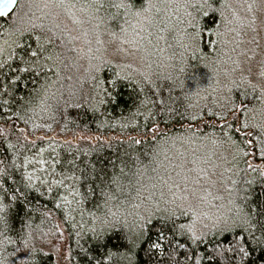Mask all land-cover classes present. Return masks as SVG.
<instances>
[{"label": "trees", "instance_id": "trees-1", "mask_svg": "<svg viewBox=\"0 0 264 264\" xmlns=\"http://www.w3.org/2000/svg\"><path fill=\"white\" fill-rule=\"evenodd\" d=\"M175 1H95L105 31L145 18L141 68L27 27L22 0L0 18V264H58L57 223L69 264H264L262 91L228 80L230 1ZM175 25L183 43L165 68L161 40ZM198 142L237 157L233 184L247 196L237 225L203 237L187 212L155 214L169 208L148 185L178 146Z\"/></svg>", "mask_w": 264, "mask_h": 264}, {"label": "rangeland", "instance_id": "rangeland-1", "mask_svg": "<svg viewBox=\"0 0 264 264\" xmlns=\"http://www.w3.org/2000/svg\"><path fill=\"white\" fill-rule=\"evenodd\" d=\"M22 1L26 7L25 23L22 24L27 27H36L47 38L55 37L56 41L58 38L64 46L73 40L75 47L81 52L87 50L91 58L95 55L94 49H97L103 52L106 61L128 63L141 68L135 42H138L136 33L145 22L143 16H136L129 22L125 34H117L105 31L104 22H97L102 17L95 5V1L99 0ZM229 1V20L224 26L222 37L224 48L231 55L228 80L232 78L244 87H257L264 97V0ZM182 8L188 16L191 15L188 5ZM178 29L175 25L173 31L165 32L161 40L165 68H174L178 42L183 43L182 33ZM152 54L156 61L159 55L155 50H150L146 58ZM208 144L198 142L199 150L184 148L186 143L178 146L175 156H171L167 165L160 167L156 177L148 178L154 196L169 208L155 214L169 218L187 212V216L193 217L189 229L195 237L212 234L218 229H228L230 224L235 225L244 210L241 203L247 200L246 192L236 189L233 184L238 169L237 157L222 151L223 147L221 149ZM190 145L195 146L194 143H188L187 147ZM66 241L65 230L57 223V236L50 238L48 243L58 264H69Z\"/></svg>", "mask_w": 264, "mask_h": 264}, {"label": "snow or ice", "instance_id": "snow-or-ice-1", "mask_svg": "<svg viewBox=\"0 0 264 264\" xmlns=\"http://www.w3.org/2000/svg\"><path fill=\"white\" fill-rule=\"evenodd\" d=\"M15 3H16V0H0V14L4 13L5 10L8 9V6H9V5H13V4H15ZM209 6H210V5H209ZM32 55H33V56H36L37 53L33 52ZM50 58H51V57H49V59H50ZM243 127H244V128H247L248 125H247V124H244ZM248 143H251V141L249 140ZM262 151H264V149H262ZM246 154H247V153H246ZM40 163L43 164L44 161L41 160ZM29 179H31V176H29ZM61 183H62V182H61ZM64 200H65V202L68 203V204L71 203V201H68V200H67V197H65ZM2 207H3V206H0V208H2ZM57 207H59V205H57ZM0 219H4V218H3V217H0ZM5 223H6V221H5ZM139 235H143V231H141V232L139 233ZM131 242L134 243L135 241H131ZM240 251H241L245 256L248 255V253L245 251L244 248H241Z\"/></svg>", "mask_w": 264, "mask_h": 264}, {"label": "water", "instance_id": "water-1", "mask_svg": "<svg viewBox=\"0 0 264 264\" xmlns=\"http://www.w3.org/2000/svg\"><path fill=\"white\" fill-rule=\"evenodd\" d=\"M19 4V0H16V3L13 5H9L8 9L5 10L4 13L0 14V18H6L8 16H10L18 7Z\"/></svg>", "mask_w": 264, "mask_h": 264}]
</instances>
